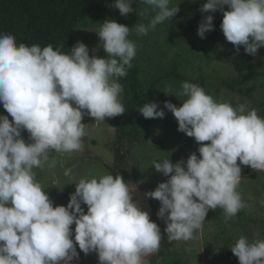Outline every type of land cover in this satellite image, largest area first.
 <instances>
[{"label":"clouds","instance_id":"clouds-1","mask_svg":"<svg viewBox=\"0 0 264 264\" xmlns=\"http://www.w3.org/2000/svg\"><path fill=\"white\" fill-rule=\"evenodd\" d=\"M141 2L154 15L147 24L136 25L138 35H147L179 11L170 0ZM111 6L125 17L133 13L132 0H114ZM218 9L222 22L215 29L237 52L243 46L255 56L264 47V0H206L200 6L202 13ZM211 30L213 16L208 14L196 32L204 38ZM95 32L103 57L90 56L80 41L64 54L51 44L28 46L10 32L0 33V105L11 117L0 114V264H72L79 259L77 245L85 255L95 252L98 264H147L162 239L155 214L164 221L169 241L191 240L209 209H223L227 220L246 206L237 191L241 165L264 171V118L257 110L245 104L234 108L184 81L180 105L163 104L177 130L197 142L199 156L192 152L175 163L153 162L155 171L167 177L145 193L160 202L157 213L150 207L154 221L135 202L136 186L119 173L82 177L73 182L67 205L53 206L34 168L48 162L53 151L83 150L85 115L96 121L110 117L113 123L111 117L125 113L116 78L127 75L137 54L130 28L108 18ZM138 111L146 119L165 115L156 102H146ZM64 175L71 176L72 169ZM230 249L239 264H264V239L249 241L241 235Z\"/></svg>","mask_w":264,"mask_h":264},{"label":"rangeland","instance_id":"rangeland-1","mask_svg":"<svg viewBox=\"0 0 264 264\" xmlns=\"http://www.w3.org/2000/svg\"><path fill=\"white\" fill-rule=\"evenodd\" d=\"M138 2V16L135 21L129 23V39L137 49L135 58L140 67V77L150 83L170 71L174 65H182L183 78L164 80L160 78L158 86L151 89V102H156L157 95L161 91H170L172 96L184 100L181 96V84L188 81L194 84L195 80L204 78L203 87L207 94L215 100L228 102L234 108L245 104L249 109H256L262 117L264 110V69L249 77V84L254 87L252 93L245 95L228 90L217 85L223 78L235 75L232 66V57L236 53L244 52L240 46L239 52L235 50L231 42H228L221 29H215V12L202 13L200 6L206 0H170V7L178 4L179 11L172 17L180 15L188 16L186 8L190 5L196 8L199 3L198 14L203 19L205 15L213 16V30L207 31L204 38L197 35L196 31H189L185 36H180L177 29L171 26V20L158 24L147 35H138L136 25L147 24L154 15L150 6ZM194 6V7H193ZM183 10V12H182ZM100 28L94 23L86 27L75 28L73 32L74 44L83 42L89 49V55L105 56L100 40L95 31ZM95 49V51H93ZM256 56L264 60V47L257 50ZM117 79V78H116ZM118 82V81H117ZM165 93V92H164ZM250 95V96H249ZM122 101V96L120 97ZM157 103V102H156ZM0 111H6L0 105ZM11 117L9 114H6ZM264 118V117H262ZM151 131L146 134L145 143L135 146V154L139 160V167L135 170L137 178L149 187H156L159 182L167 177L155 171L153 162H162L170 159L173 163L178 160H186L188 155L197 151L198 144L194 138L177 130V121L171 111L165 113L163 118H149ZM82 123H85L86 136L83 137V150L71 153H50V159L40 168H34L37 181L42 185L55 205H67L69 194L75 191V184L82 177L99 178L108 174L105 167L113 161L112 142L114 139V127L110 117L105 121H96L85 115ZM22 138L30 142L29 134L22 130ZM156 142H159L160 147ZM131 165V159L128 158ZM239 163V161H238ZM72 169L71 176H65L64 170ZM241 194L245 207L237 215L226 220L223 209H209L205 222L200 230L194 232V237L188 241H169L164 231L165 223L155 215V222L161 229V236L166 238L167 247L164 253L156 255L152 264H165L163 258L173 254L180 261L179 264H239L238 258L232 253L231 247L235 240L243 235L253 241L264 239V171H255L250 166L241 165V181L237 188ZM84 210L87 206L81 205ZM157 213V212H156ZM74 229V224L71 226ZM80 264H98L95 252L85 255L77 245ZM151 264V263H150Z\"/></svg>","mask_w":264,"mask_h":264},{"label":"trees","instance_id":"trees-1","mask_svg":"<svg viewBox=\"0 0 264 264\" xmlns=\"http://www.w3.org/2000/svg\"><path fill=\"white\" fill-rule=\"evenodd\" d=\"M113 3L114 0H0V33L10 32L14 35L17 43H25L28 46L38 44L41 47L51 44L54 50L59 49L61 53L70 54V48L74 45L73 32L75 28L86 27L90 23H94L100 28L103 20L108 18L128 26L130 22L137 19V0H132L133 13H129L126 17L111 6ZM198 6L199 3H196V8H199ZM196 8L189 5L186 8L188 16L180 18L178 15L172 18L171 26L177 29V33L181 37L188 34L189 31H197L198 25L203 20ZM223 8L228 10L227 5H224ZM215 15L216 24L214 27L220 28L223 13L218 9L215 11ZM131 64L132 66L127 69V75L117 78L123 89L121 103L125 108V113L111 117L114 127L112 142L114 159L111 164L105 165L108 174L115 176L119 173L125 181L128 178L129 170L135 171L139 167L135 146L147 142L146 134L151 131V120L144 118L138 109L144 103L151 102V89L159 85L160 78L164 80L183 78L180 71L182 65L179 64L174 65L170 71L163 75V70H159V77H155V80L150 83H144L140 77V67L135 57ZM232 66L235 75L223 78L217 85L243 95L252 93L254 87L249 84V77L264 69V60L256 55L240 52L233 55ZM195 83L202 85L205 80L201 77L195 80ZM166 100L177 106L182 101L163 91L159 92L156 102L165 113L169 111L164 108L163 102ZM0 114L8 113L0 111ZM261 114L264 117V110ZM156 144L161 146L159 142ZM130 152H132L131 165L128 161ZM162 239L167 241L164 237ZM166 245L159 250L157 255L160 256L164 253V249L168 246ZM152 260L149 261V264L153 263ZM162 261H165V264L180 263L173 254H169Z\"/></svg>","mask_w":264,"mask_h":264},{"label":"flooded vegetation","instance_id":"flooded-vegetation-1","mask_svg":"<svg viewBox=\"0 0 264 264\" xmlns=\"http://www.w3.org/2000/svg\"><path fill=\"white\" fill-rule=\"evenodd\" d=\"M136 171H132V169L129 170L128 178L126 179V182H129L132 185H135L136 187H140L141 189H145V193L148 192L147 186L142 183V181L136 177ZM133 194H137L139 197L138 205L141 207L142 210H147L149 207L153 208L155 212L158 211V208L160 207V202L156 199L147 197L140 193L136 192V189L134 190ZM156 215V214H155Z\"/></svg>","mask_w":264,"mask_h":264},{"label":"water","instance_id":"water-1","mask_svg":"<svg viewBox=\"0 0 264 264\" xmlns=\"http://www.w3.org/2000/svg\"><path fill=\"white\" fill-rule=\"evenodd\" d=\"M131 158H132V152H131V155H130V159H131ZM147 188H148L147 190H149V191L155 189V188H150V187H147ZM135 189H136V192H137V193H140V194H142V195L145 194V189L143 190V189H141L140 187H135ZM133 196H134V200H135V202L138 204V201L140 200L139 197L137 196V194H133ZM146 211L149 213V217H150V219H151L152 221H154V220L152 219L153 211L151 210V208L149 207ZM165 245H166V241H165L164 239H161V242H160V249L163 248ZM160 249H159V250H160ZM158 252H159V251H158ZM158 252H157L156 254H151V255H149V256L147 257V259H149V260L147 261V264H149V261L152 260V259L158 254ZM72 264H80V262H79V260H74V261L72 262Z\"/></svg>","mask_w":264,"mask_h":264}]
</instances>
